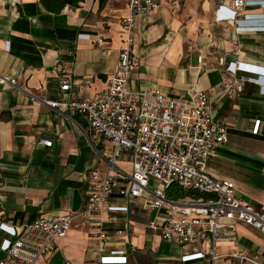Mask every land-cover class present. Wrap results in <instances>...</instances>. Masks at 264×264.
Wrapping results in <instances>:
<instances>
[{
	"label": "crops",
	"instance_id": "crops-1",
	"mask_svg": "<svg viewBox=\"0 0 264 264\" xmlns=\"http://www.w3.org/2000/svg\"><path fill=\"white\" fill-rule=\"evenodd\" d=\"M232 1L172 0L170 6L169 0H155L156 10L136 20L137 67L130 86L156 87L170 96H182L191 88L207 93L213 118L228 135V142L217 145L209 157L207 173L232 182L235 194L245 201L264 205V94L254 83L236 92L234 79L250 74L224 75V66L231 62L264 68V31H240L215 22V8ZM126 14L125 0H83L59 14L46 12L39 0H0V73L15 78L33 96L0 86L1 223L18 227L83 208L86 173L100 167L96 142L82 117L58 114L41 100L57 101L62 95L53 70L57 64L72 68L70 98L90 99L105 88L122 46L119 21ZM240 16L244 26L264 25V6L257 2L244 7ZM257 120L258 132L253 134ZM39 140L51 145L42 146ZM113 220L110 224H133L136 253L129 264H205L183 263L182 256L201 247L164 242L143 229L146 217L139 211ZM235 228L238 237L220 244L219 253L254 256L262 251L261 234L242 224ZM94 245L86 220L78 219L43 262L56 251L54 264H95ZM61 248L66 255L60 254Z\"/></svg>",
	"mask_w": 264,
	"mask_h": 264
},
{
	"label": "built area",
	"instance_id": "built-area-1",
	"mask_svg": "<svg viewBox=\"0 0 264 264\" xmlns=\"http://www.w3.org/2000/svg\"><path fill=\"white\" fill-rule=\"evenodd\" d=\"M125 1L127 14L119 21L122 46L105 88L90 99H72V68L57 64L53 70L62 95L57 101L41 100L58 114L82 117L96 142L93 148L100 167L86 173L83 208L38 217L18 227L0 222V264H41L78 219L86 220L89 237L95 241V264H129L136 253L131 242L133 224L110 223L116 215H134L136 211L146 217L143 229L164 242L201 247L182 256L183 263L264 264V247L254 256L239 251L219 253L220 244L238 237L237 224L252 228L264 238V205L245 201L235 194L232 182L217 180L206 171L215 147L228 142L226 127L213 118L210 96L196 88L182 96H170L156 87L131 88L130 74L137 67L133 54L136 20L151 15L157 4L155 0ZM257 2L264 6V1L252 0L218 5L214 21L240 31H264V25L244 26L240 16L244 7ZM68 55L72 57L73 50ZM201 60L198 56L199 64ZM240 72L250 76L234 79L237 93L245 83L264 81L260 77L264 68L243 62L224 66L227 77ZM5 85L32 96L15 78L0 73V86ZM260 92L264 94V88ZM258 127L259 120L254 123L253 134ZM38 143L51 145L46 140ZM171 187L192 195L169 198Z\"/></svg>",
	"mask_w": 264,
	"mask_h": 264
},
{
	"label": "trees",
	"instance_id": "trees-1",
	"mask_svg": "<svg viewBox=\"0 0 264 264\" xmlns=\"http://www.w3.org/2000/svg\"><path fill=\"white\" fill-rule=\"evenodd\" d=\"M83 0H39L44 10L50 14H59L65 7L77 8ZM192 193L175 187L169 188L167 196L172 199H181L190 196Z\"/></svg>",
	"mask_w": 264,
	"mask_h": 264
},
{
	"label": "rangeland",
	"instance_id": "rangeland-1",
	"mask_svg": "<svg viewBox=\"0 0 264 264\" xmlns=\"http://www.w3.org/2000/svg\"><path fill=\"white\" fill-rule=\"evenodd\" d=\"M169 4H170V6H171V4H172V0H169ZM126 170H129V168L127 167V169ZM58 252V251H57ZM60 254H62V255H66V253H65V251H64V249H60ZM56 251L54 252V255H53V257L51 258H49L48 260H46V261H44L42 264H54L55 262H56Z\"/></svg>",
	"mask_w": 264,
	"mask_h": 264
},
{
	"label": "clouds",
	"instance_id": "clouds-1",
	"mask_svg": "<svg viewBox=\"0 0 264 264\" xmlns=\"http://www.w3.org/2000/svg\"><path fill=\"white\" fill-rule=\"evenodd\" d=\"M234 17H235V16H234ZM256 84L259 86L260 89L264 88V81H259V80L257 79V83H256Z\"/></svg>",
	"mask_w": 264,
	"mask_h": 264
},
{
	"label": "water",
	"instance_id": "water-1",
	"mask_svg": "<svg viewBox=\"0 0 264 264\" xmlns=\"http://www.w3.org/2000/svg\"><path fill=\"white\" fill-rule=\"evenodd\" d=\"M262 75H264V73H261ZM264 78V77H263Z\"/></svg>",
	"mask_w": 264,
	"mask_h": 264
}]
</instances>
